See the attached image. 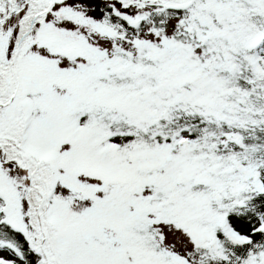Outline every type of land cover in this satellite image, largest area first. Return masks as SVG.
Returning <instances> with one entry per match:
<instances>
[{"label": "snow or ice", "instance_id": "snow-or-ice-1", "mask_svg": "<svg viewBox=\"0 0 264 264\" xmlns=\"http://www.w3.org/2000/svg\"><path fill=\"white\" fill-rule=\"evenodd\" d=\"M0 264H264V0H0Z\"/></svg>", "mask_w": 264, "mask_h": 264}]
</instances>
